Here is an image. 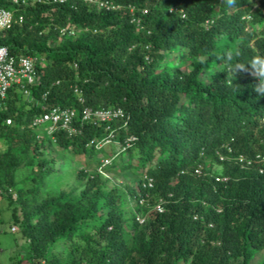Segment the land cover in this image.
<instances>
[{
	"label": "trees",
	"instance_id": "16d2710c",
	"mask_svg": "<svg viewBox=\"0 0 264 264\" xmlns=\"http://www.w3.org/2000/svg\"><path fill=\"white\" fill-rule=\"evenodd\" d=\"M100 1L119 9L0 0L22 17L0 31V46L43 59L30 98L12 88L0 103V189L9 191L26 261L264 264V159L245 161L264 156V0ZM66 23L80 33L48 45ZM75 86L84 106L119 107L126 124L84 123L80 134L37 139L31 122L41 104L80 117ZM106 125L122 160L104 168L135 184L106 188L98 172L80 170L78 196L43 193L56 171L45 150L90 160ZM127 198L134 208L124 209Z\"/></svg>",
	"mask_w": 264,
	"mask_h": 264
},
{
	"label": "built area",
	"instance_id": "2783aa9c",
	"mask_svg": "<svg viewBox=\"0 0 264 264\" xmlns=\"http://www.w3.org/2000/svg\"><path fill=\"white\" fill-rule=\"evenodd\" d=\"M66 0H9V2L16 7H27L33 6L36 2H41L44 4L52 3H63ZM87 5H93L98 11L102 8L116 10L119 9L118 6H112L105 1L100 0H78ZM22 17L18 16L17 19L14 18V11L0 8V31L10 28V26L17 22L20 23ZM56 39L62 40L65 37H75L80 33V29H76L70 23L62 27H56ZM43 60L40 57L34 55H18L14 56L9 53L8 49L4 46H0V103L3 106L4 101L7 98L8 92L12 88H16L19 93L23 96L30 98L29 86L33 85L38 80V75L36 74V64ZM76 94L78 102L83 105L84 98L82 97V92L76 86L73 88ZM46 93L42 95L43 101H45ZM3 103V104H2ZM41 113L35 115L32 119L31 125L36 129V138L40 139L43 136L39 133V128L44 127L46 134L49 139L55 138V133L64 130L68 136L80 134L84 123H107L113 120H123V125L126 124V116L123 110L119 107H108V108H91L88 106H82L80 111V117L78 118V112L72 107H48L41 104ZM5 124L10 125L11 119L6 118ZM107 131L106 137L98 141L94 146L96 149H101L107 144L114 143L115 133L111 130L109 125L105 126ZM110 164L109 159L104 158L100 163L99 167ZM100 172V171H99ZM101 173V172H100ZM196 173H200L196 170ZM218 181L219 179L216 178ZM155 209L158 212H162V206L160 204L155 205ZM137 220L142 223L143 219L140 217Z\"/></svg>",
	"mask_w": 264,
	"mask_h": 264
},
{
	"label": "rangeland",
	"instance_id": "374dc122",
	"mask_svg": "<svg viewBox=\"0 0 264 264\" xmlns=\"http://www.w3.org/2000/svg\"><path fill=\"white\" fill-rule=\"evenodd\" d=\"M61 40L59 39H50L47 41L48 45L57 46ZM39 133L43 136L45 140L48 139L46 130L44 127L39 128ZM1 147V144H0ZM46 156L50 159L52 156L55 158V168L56 171L48 177L43 183L42 192H53L56 193V190H63L67 192H72L74 195H79L82 190V186L86 178H81L78 176L79 171L83 170L84 172L88 171V174H92L94 171L98 172L101 177L106 182V188H111L114 186H123L124 184L134 185V181L131 178H125V176L119 174L116 171H109L102 167L99 164L104 158L109 159L110 164L119 165L121 158L118 150L117 144H107L103 147L102 151L92 157L90 160H87V157L83 154H68L63 153L59 147L50 146L45 150ZM107 165V166H108ZM101 173H100V172ZM118 171V170H117ZM29 171L24 167L20 168L16 173V180L21 181L25 176H27ZM12 194L11 200H15L16 193L15 191H10ZM9 191L0 189V263L1 264H29L26 261V254L24 253L23 247L25 245L24 239L21 237L19 232V227L12 218V206L10 201L6 198ZM135 203L130 198H127L124 203V209L134 208ZM16 215H21V210L19 205L16 208ZM145 219V216H143ZM141 219H143L141 217ZM69 244L65 245L68 246ZM62 245L59 244L57 250H61ZM253 261L257 263L260 259L259 256H256ZM36 264V263H34Z\"/></svg>",
	"mask_w": 264,
	"mask_h": 264
},
{
	"label": "clouds",
	"instance_id": "9594fccd",
	"mask_svg": "<svg viewBox=\"0 0 264 264\" xmlns=\"http://www.w3.org/2000/svg\"><path fill=\"white\" fill-rule=\"evenodd\" d=\"M228 2L231 4V3H233L234 2V0H228ZM228 151H230V149H228ZM244 156H242V155H240V156H238V158H237V160H239V161H243L244 160V158H243ZM264 159V156H261L260 154H258V155H256L255 156V158H253V159H246L245 161H246V163H252L253 161H259V160H263Z\"/></svg>",
	"mask_w": 264,
	"mask_h": 264
}]
</instances>
